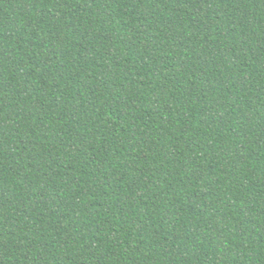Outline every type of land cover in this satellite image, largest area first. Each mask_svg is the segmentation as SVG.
Returning <instances> with one entry per match:
<instances>
[{"label":"trees","instance_id":"1","mask_svg":"<svg viewBox=\"0 0 264 264\" xmlns=\"http://www.w3.org/2000/svg\"><path fill=\"white\" fill-rule=\"evenodd\" d=\"M0 264H264V0H0Z\"/></svg>","mask_w":264,"mask_h":264}]
</instances>
